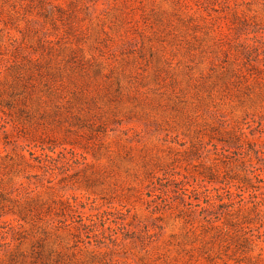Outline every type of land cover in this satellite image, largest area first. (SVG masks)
Returning <instances> with one entry per match:
<instances>
[{"label": "rangeland", "instance_id": "rangeland-1", "mask_svg": "<svg viewBox=\"0 0 264 264\" xmlns=\"http://www.w3.org/2000/svg\"><path fill=\"white\" fill-rule=\"evenodd\" d=\"M0 264H264V0H0Z\"/></svg>", "mask_w": 264, "mask_h": 264}]
</instances>
